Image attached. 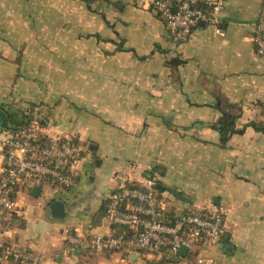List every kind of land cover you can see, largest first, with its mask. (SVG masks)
<instances>
[{
    "label": "crops",
    "instance_id": "crops-1",
    "mask_svg": "<svg viewBox=\"0 0 264 264\" xmlns=\"http://www.w3.org/2000/svg\"><path fill=\"white\" fill-rule=\"evenodd\" d=\"M220 21L223 36L198 24L181 43L141 0H0V109L43 105L45 136L84 151L65 190L17 189L18 209L0 210V243L38 264H196V250L175 263L66 251L64 229L111 234L107 196L151 179L170 215L224 213L202 264H264V64L253 42L264 39V0H224ZM227 114L238 117L222 144Z\"/></svg>",
    "mask_w": 264,
    "mask_h": 264
},
{
    "label": "built area",
    "instance_id": "built-area-1",
    "mask_svg": "<svg viewBox=\"0 0 264 264\" xmlns=\"http://www.w3.org/2000/svg\"><path fill=\"white\" fill-rule=\"evenodd\" d=\"M144 7L159 15L168 34L186 42L202 22L213 34L223 36L220 18L224 0H141ZM256 54L264 64V39H253ZM32 122V121H31ZM27 128L4 131L0 135V210L13 213L14 195L25 183H48L55 190L70 187L83 157L80 144L71 137H47L42 130ZM103 217L111 234L79 235L75 230L62 232L65 249L90 254L143 257L159 263L179 261L181 249L196 250V264L204 263L203 253L226 233L222 212L166 213L154 180L141 185L125 182L106 199ZM115 231V232H114ZM0 256L19 264H38L40 259L18 246L0 243Z\"/></svg>",
    "mask_w": 264,
    "mask_h": 264
},
{
    "label": "trees",
    "instance_id": "trees-1",
    "mask_svg": "<svg viewBox=\"0 0 264 264\" xmlns=\"http://www.w3.org/2000/svg\"><path fill=\"white\" fill-rule=\"evenodd\" d=\"M221 26V22H220ZM34 107V105L32 106ZM233 108V107H232ZM17 110L16 112H11L10 111H4L9 128L7 131H16L21 128H27L29 127V120L32 117V112L31 111H26V110H21L20 109H15ZM238 115H233V114H227L226 118L224 119L223 123L221 124V127L219 128L220 130V135H221V143H225L228 135L234 132V122ZM256 130H263L261 127H256L253 126ZM159 198V197H158ZM112 229H115V227H112ZM115 230H119V228H116ZM115 232V231H114Z\"/></svg>",
    "mask_w": 264,
    "mask_h": 264
},
{
    "label": "rangeland",
    "instance_id": "rangeland-1",
    "mask_svg": "<svg viewBox=\"0 0 264 264\" xmlns=\"http://www.w3.org/2000/svg\"><path fill=\"white\" fill-rule=\"evenodd\" d=\"M15 100V98H13ZM18 102V101H17ZM14 104V105H13ZM11 108L7 107V109L5 111H10L11 112H16L17 108H21V110H26V111H31L32 112V117L29 120V122H31V124L33 125L34 129H38V130H42V128H44V126L46 127L45 123L47 122V119L44 118V115L42 113V108L43 105H39V104H28V105H24V106H20L19 107V103H14L13 102ZM34 105V107H32ZM7 130H0V135Z\"/></svg>",
    "mask_w": 264,
    "mask_h": 264
},
{
    "label": "water",
    "instance_id": "water-1",
    "mask_svg": "<svg viewBox=\"0 0 264 264\" xmlns=\"http://www.w3.org/2000/svg\"><path fill=\"white\" fill-rule=\"evenodd\" d=\"M200 24L203 25L202 22H199V25ZM9 127L10 126L8 124L5 113H4V111H2L0 109V130H7ZM36 190H39V189L37 188ZM51 210H52V213L55 217H60V218L63 217L64 210H63V204L61 202H59V201L54 202L51 206ZM179 252L183 253V252H185V249H181Z\"/></svg>",
    "mask_w": 264,
    "mask_h": 264
}]
</instances>
